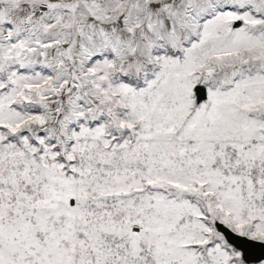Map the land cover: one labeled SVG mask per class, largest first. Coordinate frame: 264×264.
<instances>
[{
	"label": "snow or ice",
	"instance_id": "obj_1",
	"mask_svg": "<svg viewBox=\"0 0 264 264\" xmlns=\"http://www.w3.org/2000/svg\"><path fill=\"white\" fill-rule=\"evenodd\" d=\"M0 264H264V0H0Z\"/></svg>",
	"mask_w": 264,
	"mask_h": 264
}]
</instances>
